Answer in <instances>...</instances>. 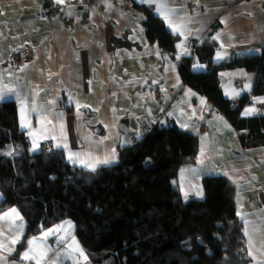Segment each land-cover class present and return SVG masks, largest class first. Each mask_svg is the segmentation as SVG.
Listing matches in <instances>:
<instances>
[{
	"label": "crops",
	"instance_id": "crops-1",
	"mask_svg": "<svg viewBox=\"0 0 264 264\" xmlns=\"http://www.w3.org/2000/svg\"><path fill=\"white\" fill-rule=\"evenodd\" d=\"M71 1L76 3L50 16L52 7L64 3L0 0V93L5 97L0 101L13 100L18 104L20 127L21 101L24 102L23 115L30 128L21 129L30 139V152L39 151L42 143L51 141L55 148L64 150L70 164L88 170L91 169L86 165L93 164L96 169L115 164L119 146L144 137L154 125L170 123L200 139L197 163L179 171L177 185L183 197L187 192V199L203 198L204 177L225 175L232 182L231 195L241 220L237 202L241 193L245 199L242 210L251 208L254 202L264 209L262 188L253 190V184H247L264 176V145L246 146L241 138L244 131L236 129L206 96L182 84L179 76L183 59L193 53L195 43L200 45L206 38L217 43L215 63L261 53L264 0H167L168 9L174 10L170 14L172 24L184 25L180 33L156 11L158 5L144 0L65 3ZM128 2L134 6L127 7ZM149 14L160 17L168 29L180 36L175 46L176 59L148 39L144 22ZM28 46L37 49L34 62L27 67L7 66L12 53ZM218 52L226 53L225 59L217 60ZM197 63L203 67H194ZM192 70L208 71L209 67L195 57ZM221 77L228 98L250 93L255 79L254 73L243 68L226 69ZM249 83L251 88L245 89ZM4 86L14 91L6 92ZM157 91L162 92L159 98ZM252 108V114L244 115ZM258 114H264V95L255 96L253 103L241 111L243 117ZM29 131L34 132L39 145L35 151ZM65 143L67 147L62 146ZM70 154L75 162L69 160ZM113 155L111 163H97ZM194 190L202 191V195H195ZM2 198L0 191V201ZM12 208L18 210L10 207L0 216ZM64 222L72 221L56 226ZM56 226L33 236L37 239L31 247L36 252L47 250L41 264H64L61 258L71 252V238H77L73 224L74 230H62L45 239L44 233ZM0 227L5 230L0 242L14 248L10 253L0 250L6 264H35L22 259L30 245L15 256L18 243L10 244L15 236L8 231L6 222L0 221ZM25 227L23 218L19 241ZM60 237H64L63 242ZM58 253L60 259L55 258Z\"/></svg>",
	"mask_w": 264,
	"mask_h": 264
},
{
	"label": "trees",
	"instance_id": "trees-1",
	"mask_svg": "<svg viewBox=\"0 0 264 264\" xmlns=\"http://www.w3.org/2000/svg\"><path fill=\"white\" fill-rule=\"evenodd\" d=\"M146 9V8H145ZM147 10V9H146ZM146 35L176 59L180 36L149 14ZM217 43L206 38L179 66L182 84L214 104L241 133L246 146L264 145V114L243 117L242 109L264 95L261 53L215 63ZM197 57L208 71H193ZM243 68L254 73L250 93L228 98L221 72ZM0 213L17 207L26 227L16 246L19 256L33 236L71 220L92 264H246V232L225 175L203 179V198L185 199L179 171L197 163L198 135L174 124L154 125L130 145L119 146L117 162L95 171L70 164L51 141L30 152L19 125L18 104L0 101Z\"/></svg>",
	"mask_w": 264,
	"mask_h": 264
},
{
	"label": "snow or ice",
	"instance_id": "snow-or-ice-1",
	"mask_svg": "<svg viewBox=\"0 0 264 264\" xmlns=\"http://www.w3.org/2000/svg\"><path fill=\"white\" fill-rule=\"evenodd\" d=\"M56 2L62 4V3H65V0H56ZM144 2L149 3V4L158 5L156 8V11L158 13L164 15V18L169 21L170 26H172L177 33H180V31L184 27V25L181 24V25L177 26V25L172 24L170 14L174 10L168 9L167 0H144ZM216 39H219V37L217 36ZM181 47H183V45H181ZM184 54H187V51H185ZM226 55L227 54L224 52H218L216 54V59L217 60L225 59ZM25 67H27V65H25ZM194 67L202 68L203 65L197 63L196 65H194ZM49 78H51V77H49ZM244 87H245V89H250L251 84L250 83L246 84ZM4 91L13 92L14 89H9V88H7V86H4ZM238 94L239 93H235V95H238ZM4 98L5 97H4L3 93H0V100H2ZM257 99H260V98H257ZM21 104H22L21 127L30 128V123L26 120V118L23 115V113H24V102L21 101ZM254 111H255L254 108L248 109L245 111L244 115H250ZM184 126L185 125H182V127H184ZM29 135L33 137V149L32 150L35 151L36 148L39 146L38 143L36 142L35 134H34V132L29 131ZM60 146H61L60 144H57V147H60ZM62 146L67 147V144L65 143ZM13 152H14V150H11V151L7 152L6 155L11 156V155H13ZM76 159L77 160L79 159L78 155L76 156ZM114 159H115V156L113 155L111 159H105L103 161H98L97 163L107 164V163H111ZM69 160L75 162L72 154L69 155ZM86 166L88 168H90L92 171H95V165L87 164ZM194 194L200 196V195H202V191L194 190ZM188 195H189V193L185 192L184 198L187 199ZM0 221L6 222L8 225V231L11 232L15 236V239H12L10 244L15 245L16 243H18L19 239L22 235V228H23V217L20 215L19 211L16 208L10 209L8 212H5L2 216H0ZM70 227H71L70 222H64V224L58 225L54 229H48V231L44 233V238L46 239L49 235H57L62 230L66 232L67 228H70ZM4 231H5L4 228L0 227V235H3ZM245 232L246 233L248 232L247 228L245 229ZM5 239H7V237H5ZM36 239H37L36 237H33L31 240L28 241L30 248L28 251L23 253L22 259L28 260V261H35V264H41V262L47 256V250H40L39 252H36V250L33 247H31L35 243ZM59 239H60V242H63L64 237H60ZM250 239H251V237H250ZM69 247L72 248L73 252L77 253L85 261L87 260V256L84 254L83 249L80 248L79 245L75 243V241H73V245H70ZM0 250H4V251H7L10 253V252L14 251V248L11 247L10 245H5L4 243L0 242ZM248 254L250 256L253 255L251 249L249 250ZM254 259H255V257H254ZM0 264H6V257L0 256ZM257 264H264V261L258 260Z\"/></svg>",
	"mask_w": 264,
	"mask_h": 264
},
{
	"label": "rangeland",
	"instance_id": "rangeland-1",
	"mask_svg": "<svg viewBox=\"0 0 264 264\" xmlns=\"http://www.w3.org/2000/svg\"><path fill=\"white\" fill-rule=\"evenodd\" d=\"M12 147L10 145H7L5 148L0 149V152H7ZM261 179H264V176H261ZM254 180L253 182L247 181V184L255 189V187L262 188L264 191V182L262 180ZM257 182V183H256ZM255 183V184H254ZM237 202L239 204V213L244 220V227L245 229H248V232L246 233V246H247V256L250 258V261L246 264H257V261H264V209L261 208V206L258 205V202H254L252 207L247 209L246 211L242 210L244 206L245 199H243V194L237 195ZM247 204V202H246ZM69 220V219H68ZM242 220V221H243ZM73 222H71V227L67 228L69 229L73 228ZM251 237V239H250ZM73 241H75L76 244L79 245L80 248L83 249L84 254L87 256V260L85 261L81 256H79L77 253L73 252L72 248H69V253H67L64 257H62V262L64 264H92L90 259V255L88 251L83 247V245L80 243V241L76 238H71V245H73ZM70 246V245H68ZM251 249L253 255H249V250ZM68 252V250H65ZM56 259H60L61 253L55 254ZM255 257V259H254Z\"/></svg>",
	"mask_w": 264,
	"mask_h": 264
},
{
	"label": "built area",
	"instance_id": "built-area-1",
	"mask_svg": "<svg viewBox=\"0 0 264 264\" xmlns=\"http://www.w3.org/2000/svg\"><path fill=\"white\" fill-rule=\"evenodd\" d=\"M83 1L88 4H92L95 0H83ZM75 3L76 1H71L68 3L62 4L61 6H54L49 10V15L53 16L59 13L60 11L65 10L68 6H71ZM127 5H128L127 7H130V8L134 6L132 2H128ZM37 57H38L37 49L34 46H28L19 51L12 53L9 59V62L7 63V66H9L10 64H15L20 67H25V65H28L34 62L37 59ZM156 96L158 98L161 97L162 92L157 91Z\"/></svg>",
	"mask_w": 264,
	"mask_h": 264
},
{
	"label": "water",
	"instance_id": "water-1",
	"mask_svg": "<svg viewBox=\"0 0 264 264\" xmlns=\"http://www.w3.org/2000/svg\"><path fill=\"white\" fill-rule=\"evenodd\" d=\"M210 124H211V122H210ZM211 131L213 132L214 131V128H211ZM238 153V152H237ZM240 153H243L242 151H240Z\"/></svg>",
	"mask_w": 264,
	"mask_h": 264
},
{
	"label": "bare ground",
	"instance_id": "bare-ground-1",
	"mask_svg": "<svg viewBox=\"0 0 264 264\" xmlns=\"http://www.w3.org/2000/svg\"><path fill=\"white\" fill-rule=\"evenodd\" d=\"M206 127V126H205Z\"/></svg>",
	"mask_w": 264,
	"mask_h": 264
}]
</instances>
